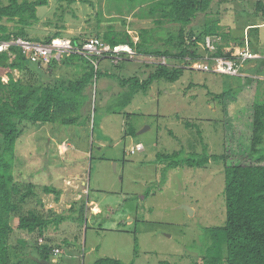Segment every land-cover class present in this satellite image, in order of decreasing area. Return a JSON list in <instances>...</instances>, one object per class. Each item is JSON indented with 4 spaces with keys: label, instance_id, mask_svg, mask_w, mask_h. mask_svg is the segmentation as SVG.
I'll use <instances>...</instances> for the list:
<instances>
[{
    "label": "rangeland",
    "instance_id": "rangeland-1",
    "mask_svg": "<svg viewBox=\"0 0 264 264\" xmlns=\"http://www.w3.org/2000/svg\"><path fill=\"white\" fill-rule=\"evenodd\" d=\"M256 2L212 0L206 13L193 20L192 27L197 31L208 18L219 19L220 34L211 39L223 54L255 47L264 50V19L255 11ZM152 3L48 0L47 6L37 8L38 22L26 32L31 41L43 42L56 32L63 39L88 40L95 38L96 32L124 31L135 43L139 31L148 29L154 32L155 47L164 48L165 38L169 33L175 35L178 26L157 27L156 17L147 14ZM3 23L11 29L14 26ZM234 39L238 44L231 47ZM199 52L204 54L200 48ZM129 60H122L120 67L115 60L101 61L99 69L109 70L112 76L99 74L87 90L91 102L86 126H29L17 142L16 173L22 175L17 180L26 185L27 179H32L35 186L37 199L33 198L30 206L45 217L63 216L66 220L57 227L51 225L39 238L18 230V219L12 218L11 264H37L30 257H37L42 245L61 251L57 257H50L52 264H96L106 258L124 264H193L205 255L212 229L224 226L223 164L170 169L165 163H155V157L177 151L201 153L203 143L210 154L221 155L224 113L213 95L228 92L235 96L246 81L255 82L256 74L247 64L241 77L185 70L174 83L153 82L145 94H135L117 113L118 96L127 90V86H120L118 77L143 81L151 71L145 67L144 57ZM40 70L52 71L51 77L60 84L80 77L83 69L62 62L54 67L42 65ZM9 73L0 70L3 82ZM12 75L25 81L31 77L18 71ZM36 79L33 76L32 81ZM254 100L264 104V80L258 81ZM127 127L133 130L132 135L126 134ZM137 144L143 151L130 155ZM44 187L55 189L59 196L45 194ZM81 206L82 217L77 213Z\"/></svg>",
    "mask_w": 264,
    "mask_h": 264
},
{
    "label": "trees",
    "instance_id": "trees-1",
    "mask_svg": "<svg viewBox=\"0 0 264 264\" xmlns=\"http://www.w3.org/2000/svg\"><path fill=\"white\" fill-rule=\"evenodd\" d=\"M149 1L153 3L147 14L156 17L154 22L157 27L162 28L166 24L178 26L175 35L169 33L165 38L164 48L155 47L154 32L148 29L139 31V40L136 43L124 31L96 32L95 38L112 47L128 44L138 56L180 59L194 56L198 45L205 38L220 34L217 18H208L200 30L194 31L192 27L193 20L198 14L206 13L212 0ZM47 5L48 0H8L7 5L0 0V42L10 41L12 38L31 41L26 30L38 22L37 8ZM255 11L264 19V0H257ZM3 22L12 23L14 26L11 29ZM57 38H61V33H53L42 43ZM71 41L78 45L83 40ZM237 44L238 39H234L232 47ZM223 55L229 57L230 53L223 54L220 45H216L214 56ZM62 60H53L49 64L54 67L59 63L69 62L76 67H82V75L57 84L51 77L52 71L42 72L41 64L31 63L19 48L11 46L6 52L0 53V70L10 72L7 82H3L0 76V264H11L10 240L14 232L12 218L18 219V230L29 235L37 234L39 238L44 236L51 225L57 227L66 220L63 216L45 217L30 206L32 199H37L35 186L30 182L32 179H27L26 185L17 180V177L22 176L19 172L16 173L17 142L28 131L29 126H86L90 121L88 112L91 102V95L87 90L93 87L99 74L112 76L109 70L99 69L101 61L95 69L87 59L78 55H70ZM121 65V61L116 64L117 67ZM145 67L151 68V71L143 81L136 77H118L120 86H127V90L118 96L117 113H121L128 106L135 94H145L153 82L164 80L174 83L185 71L178 66L145 64ZM250 69L256 75L264 76V60L257 61L255 67ZM13 71L25 76L29 74L31 77L27 81L22 78L16 80L12 75ZM33 76L37 78L34 81ZM254 80L253 84L246 81L235 96L228 92L213 95V99L221 104L224 113V151L221 155L210 154L208 146L203 143L201 153L187 154L177 151L157 154L155 157V163H165L170 169H202L210 162L223 164L226 221L223 227L212 229L207 253L205 252L199 262L193 264H264V104H257L254 100V92L258 86V81ZM122 116L130 118L127 113H122ZM94 125L95 122L93 133ZM126 134H133L131 127H127ZM200 135L198 130V136ZM233 159L237 161H232ZM43 192L59 196L51 187H44ZM83 210V206L77 209L81 217ZM21 243L27 246L26 242ZM54 248L56 247L42 245L35 258L49 261ZM96 264L124 263L106 258L98 260ZM158 264L170 263L161 261Z\"/></svg>",
    "mask_w": 264,
    "mask_h": 264
},
{
    "label": "built area",
    "instance_id": "built-area-1",
    "mask_svg": "<svg viewBox=\"0 0 264 264\" xmlns=\"http://www.w3.org/2000/svg\"><path fill=\"white\" fill-rule=\"evenodd\" d=\"M136 43V42H135ZM11 46L20 49L22 55L31 63L45 65L55 60L60 62L70 55H78L87 59L96 69L99 61L111 59L115 61L129 60L135 58L136 53L128 44L110 46L97 38L83 40L82 43L74 45L71 40L57 38L48 43H37L22 38H12L10 41L0 42V53L6 52ZM199 48L204 52L201 54ZM198 49V50H197ZM194 52V56L184 58L168 59L166 57L138 56L144 57L146 64L181 67L184 70H194L216 75L241 77L243 68L247 62L259 60V55L249 50L243 49L230 53L229 57L214 56L216 45L212 43L211 37L205 38ZM215 50V51H214ZM141 145H135L130 149L129 154L134 155L142 152ZM42 242L41 239L38 240ZM61 251L58 248L52 250V256L57 257Z\"/></svg>",
    "mask_w": 264,
    "mask_h": 264
},
{
    "label": "crops",
    "instance_id": "crops-1",
    "mask_svg": "<svg viewBox=\"0 0 264 264\" xmlns=\"http://www.w3.org/2000/svg\"><path fill=\"white\" fill-rule=\"evenodd\" d=\"M230 45H232V43H231ZM231 47H232V46H231ZM250 51H251L252 53H256L257 55H259V60H255V61L247 62L248 67H249V68H253V67H255L257 61H262V60H264V50H261V49H258V48L255 47V49L250 50ZM250 65H252V66L250 67ZM254 78H255L256 80H258L259 82H260V80H261V81L264 80V76H258V75H256V76H254ZM137 145H139V144H137Z\"/></svg>",
    "mask_w": 264,
    "mask_h": 264
},
{
    "label": "water",
    "instance_id": "water-1",
    "mask_svg": "<svg viewBox=\"0 0 264 264\" xmlns=\"http://www.w3.org/2000/svg\"><path fill=\"white\" fill-rule=\"evenodd\" d=\"M185 210H187L190 214L192 213V211H191V209L190 208H188V207H183ZM30 259L32 260V261H34L35 263H37V264H52V263H49L48 261H46V260H41V259H38V258H35V257H30Z\"/></svg>",
    "mask_w": 264,
    "mask_h": 264
}]
</instances>
